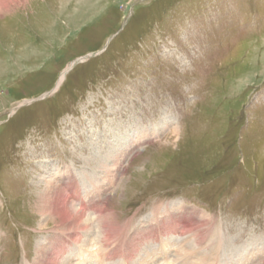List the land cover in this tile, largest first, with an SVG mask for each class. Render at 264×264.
<instances>
[{"label": "rangeland", "instance_id": "rangeland-1", "mask_svg": "<svg viewBox=\"0 0 264 264\" xmlns=\"http://www.w3.org/2000/svg\"><path fill=\"white\" fill-rule=\"evenodd\" d=\"M68 168L112 261L168 262L165 227L172 264L207 232L264 264V0H0V264L71 243L39 208Z\"/></svg>", "mask_w": 264, "mask_h": 264}, {"label": "bare ground", "instance_id": "bare-ground-1", "mask_svg": "<svg viewBox=\"0 0 264 264\" xmlns=\"http://www.w3.org/2000/svg\"><path fill=\"white\" fill-rule=\"evenodd\" d=\"M60 176L62 177V179H58V182H62L63 189L60 188V186H58L54 183H51V181L49 180L50 182L49 181L47 182L45 191L43 193V197L40 200L39 208H40L41 213L46 218L51 217V216H54V217L57 216V217H59V219H62L63 224H65V226H67V224H68V229L73 228L72 230H75V233L78 231V233H76V235L78 234V236L75 237L76 236L75 235L72 238H69V242H71V243H69L68 245H62L63 244V241H62L63 238L55 237L52 241H50L48 243L47 247L40 246L41 248L39 250V258L37 260V263H35V264H69L68 258H70V256L78 257L79 264H140L139 261L129 262L130 256H132V257L135 256L134 255L135 251L137 249H139V247L137 245H134L133 250L131 252V255L128 252L130 255L129 257H128V255L125 254L124 256L121 255L122 259H120V260H116L117 258L114 259L113 261L111 260L110 257L113 254L116 255L119 253H117V251H115L116 249L113 251L109 250L110 248L108 249V247H109L108 241L110 240L112 228L110 226V223L108 225H106V224L104 225V223H103L104 218H108V216H109V213H107V208H105V210L103 209V211H101L100 208H98V209L96 208L94 210L91 209L92 211L90 210L91 211L90 214L89 213L88 214L83 213V211L81 209L84 208L87 210L88 208L91 207V206L89 207V205H95L96 204V202L94 200L95 198H93V197L90 198L89 197L90 195H87L89 205L86 202H83L85 205L81 203V206L76 205V208H75V206H73V204L69 200L70 198H75V196H79V194H80L79 193L80 188H77V186L75 187V185H74L75 175L68 168ZM91 208H93V207H91ZM156 215H158V213H155V216ZM168 219L159 221L160 222L159 225L161 228L163 226H165L166 223H169L170 220H168ZM179 222H181V221H179ZM181 224L183 225V223H181ZM200 232L201 231H199V233ZM147 233L151 234V232H146V235H147ZM163 236L165 237V242L163 245L164 251L162 253L165 254L163 256H165V258L168 259V262L166 261L164 264H169V263L172 264L173 261L178 262L180 260V256L182 255L181 253L179 254V252H181V250L178 252L177 255H174V256H178V258H176V259L172 258V255L169 252L170 241H172L174 238H178V236L172 235V238L170 239L168 232L165 230V227H164V235ZM206 236L210 242L209 245L205 249L200 250L199 249V243L197 241L195 243V246H198V247H196L197 250H194L193 248H191L193 253L191 255H188L187 260L184 259L181 262V264H211L212 262L214 263V262L219 260L218 257L220 256V249H221V241L219 240L220 237H217V235H213V232H212V234L207 232ZM142 238H143V236H142ZM144 239H147V236L144 237ZM92 240H96L97 244H99V249L96 251H93L94 248L91 245ZM39 245H41V244H39ZM146 249H145L146 250L145 253H147V255H146L147 257L145 256L146 264H148L149 261H152L151 264H157L158 260H155V259L158 258L159 252H157L155 247H153L152 245H149L148 248H146ZM138 256H141V253H139ZM190 258H192V259H190ZM159 259L162 260V258H159ZM181 260H182V258H181Z\"/></svg>", "mask_w": 264, "mask_h": 264}, {"label": "water", "instance_id": "water-1", "mask_svg": "<svg viewBox=\"0 0 264 264\" xmlns=\"http://www.w3.org/2000/svg\"><path fill=\"white\" fill-rule=\"evenodd\" d=\"M80 61H76L75 63H74V65H76V64H78Z\"/></svg>", "mask_w": 264, "mask_h": 264}]
</instances>
